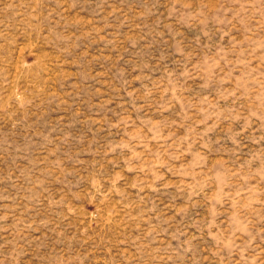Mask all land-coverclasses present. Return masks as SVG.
<instances>
[{
  "label": "rangeland",
  "instance_id": "374dc122",
  "mask_svg": "<svg viewBox=\"0 0 264 264\" xmlns=\"http://www.w3.org/2000/svg\"><path fill=\"white\" fill-rule=\"evenodd\" d=\"M0 264H264V0H0Z\"/></svg>",
  "mask_w": 264,
  "mask_h": 264
}]
</instances>
